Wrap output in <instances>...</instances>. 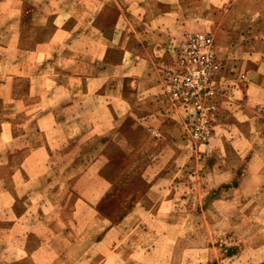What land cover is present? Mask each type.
<instances>
[{"label":"rangeland","instance_id":"rangeland-1","mask_svg":"<svg viewBox=\"0 0 264 264\" xmlns=\"http://www.w3.org/2000/svg\"><path fill=\"white\" fill-rule=\"evenodd\" d=\"M95 6L99 0H0V264H79L80 259H92L83 264L114 259L125 264H264V0H174L178 19L188 29L170 40L172 58L161 78L186 36L204 32L213 38L220 63L215 72L220 116L208 145L197 144L181 120L173 139L161 144L163 155L145 162L135 185L120 188L130 156L115 153L98 176H86L84 187L74 188L93 209L70 218L76 226L68 234L53 232L60 227V213L77 199L74 190L65 192L59 184L69 182L79 173V162L82 167L94 156L77 160L71 172L53 161L44 172L19 168L26 152L43 142L39 131L47 126L34 118L49 109L31 107L34 98L27 87L34 78L44 85V69L66 66L78 34H95ZM255 68L261 72L252 76ZM254 79L263 88L256 85L248 94L245 88ZM164 104L163 112L181 119ZM74 145L73 139L65 149ZM96 145L98 152L102 143ZM165 173L164 183L151 191L153 199L143 204L147 208L116 227ZM46 197L49 201L43 202ZM159 197L173 202L155 203ZM107 233V241L95 247Z\"/></svg>","mask_w":264,"mask_h":264},{"label":"crops","instance_id":"crops-1","mask_svg":"<svg viewBox=\"0 0 264 264\" xmlns=\"http://www.w3.org/2000/svg\"><path fill=\"white\" fill-rule=\"evenodd\" d=\"M173 2L174 0H99V6L92 8L95 9V16L91 21V31L95 34H78L71 40V51L65 57L68 58L66 66L61 65L59 69L53 68L51 71L44 69L43 86L37 84L36 78L29 83L27 95L34 98V102L29 105L34 108H49L35 117L34 122L47 126V129L39 131L43 142L26 152L19 168L44 172L47 164L53 161L71 172L78 167L77 160H82L88 153L94 156L85 163L81 161L82 167L79 162V173L71 177L69 182L59 184L65 192L68 189L74 190L77 199L70 210L60 213L57 221L60 227L53 231L55 234H68V229L76 226V221L68 220L77 219L79 212L86 207L93 209L89 199L74 189L84 187L85 184L81 182L84 177L98 176L107 168L113 155L121 152L129 155L130 159L117 186L120 188L128 183L135 185L140 172L145 169V162L163 155L161 144L175 136L174 130L181 119L178 114L168 116L163 112L166 105L160 98V80L163 69L172 58V52L168 48L170 40L174 36H181L188 26L178 19ZM58 39L62 43L64 38ZM58 41L54 40L52 43ZM40 51L41 49L37 54ZM43 53L46 54L47 49ZM61 54H64L63 51ZM260 72L261 68H255L252 76ZM255 82L258 81L254 79L253 83L246 86L248 94L256 91L258 83ZM257 86L260 87L261 84ZM239 113L242 110L237 114ZM94 138L97 141L92 145ZM73 139L75 145L65 149ZM98 140L102 147L95 152ZM171 154L177 155L178 152L173 150ZM166 176L167 173L162 174L149 185V189L138 197L116 227L119 228L122 223L147 208L143 204L153 199L152 189L163 184ZM24 185L29 183L24 182ZM56 185L54 183V187ZM49 199L46 197L42 201L48 202ZM153 201L173 202L160 197ZM144 212L147 213V210ZM148 217L156 218L158 215ZM89 224L90 221L87 222ZM83 227L85 228L82 226L80 229H84ZM110 232L111 230L108 231ZM108 233L99 242L96 237L94 246L99 247L107 241ZM112 243V240H108V246H112ZM113 246L115 251L117 245ZM90 260L80 259L78 263ZM108 264L125 263L114 259Z\"/></svg>","mask_w":264,"mask_h":264},{"label":"built area","instance_id":"built-area-1","mask_svg":"<svg viewBox=\"0 0 264 264\" xmlns=\"http://www.w3.org/2000/svg\"><path fill=\"white\" fill-rule=\"evenodd\" d=\"M219 66L213 38L195 32L180 43L174 62L160 80L162 99L181 115L185 131L201 146L208 145L212 125L220 116L221 85L215 75Z\"/></svg>","mask_w":264,"mask_h":264}]
</instances>
